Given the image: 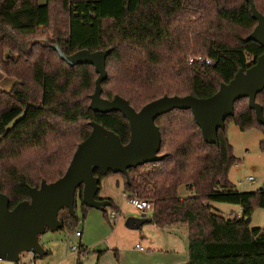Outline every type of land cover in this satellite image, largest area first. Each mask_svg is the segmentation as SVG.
<instances>
[{
	"label": "trees",
	"instance_id": "obj_1",
	"mask_svg": "<svg viewBox=\"0 0 264 264\" xmlns=\"http://www.w3.org/2000/svg\"><path fill=\"white\" fill-rule=\"evenodd\" d=\"M256 25L247 0H0V70L16 79L11 90L0 89V190L10 209L30 200V188L66 173L91 122L115 132L123 144L130 140L121 112L90 108L94 66L68 65L55 45L66 55L112 49L102 97L119 95L139 111L165 95H214L264 53L261 44L245 40ZM257 102L264 108V90ZM230 121L242 131H264L248 98L236 101L218 144L205 141L191 110L163 114L155 121L163 158L130 168L129 182L121 174L129 195L152 203L153 224L187 227L188 264H264V227L251 226L254 207L264 209V188L241 192L230 180L236 162ZM94 174L101 186L114 173ZM182 186L189 195H180ZM82 193L81 186L77 198L86 210ZM211 202L237 204L242 214L224 216ZM59 219V230L78 222L66 207ZM79 248L76 264H84L88 251Z\"/></svg>",
	"mask_w": 264,
	"mask_h": 264
},
{
	"label": "water",
	"instance_id": "obj_2",
	"mask_svg": "<svg viewBox=\"0 0 264 264\" xmlns=\"http://www.w3.org/2000/svg\"><path fill=\"white\" fill-rule=\"evenodd\" d=\"M257 25L245 39L264 47V14L256 8L254 0H247ZM54 48L70 66L89 64L94 66L98 78L95 92L91 95L90 108L99 113L121 112L129 122L130 140L123 144L119 135L97 122H91L92 131L81 142L66 173L52 183L42 181L39 188H30V200L18 203L10 209L9 197L0 190V261L19 263L22 253L45 256L40 236L50 229L57 231L63 224L59 211L66 207L76 216L77 192L83 187V203L88 208L105 211L111 205L108 199H98L100 179L96 169L106 175L109 172L123 174L129 182L130 168L163 158L159 155L162 144L156 119L175 109L191 110L209 144L219 143V130L225 129L226 120L235 114V103L248 98L249 108L255 111L259 124L264 125V108L257 96L264 90V53L247 70L240 69L229 83H221L212 96L198 98L194 95L163 96L137 111L126 99L116 95L113 99L102 97V82L107 78V58L112 49L80 50L66 55L59 45ZM152 218L130 216L126 226L137 229Z\"/></svg>",
	"mask_w": 264,
	"mask_h": 264
},
{
	"label": "rangeland",
	"instance_id": "obj_3",
	"mask_svg": "<svg viewBox=\"0 0 264 264\" xmlns=\"http://www.w3.org/2000/svg\"><path fill=\"white\" fill-rule=\"evenodd\" d=\"M38 1L45 4L48 0ZM256 3L264 9V0H256ZM190 59L192 57L189 58V63ZM5 85L6 83L0 81V89ZM226 130L236 157V162L229 171L230 180L241 192H254L264 188V150L261 148L264 131L255 127L242 131L234 121L228 123ZM250 177L254 180L250 181ZM114 178L120 181L125 179L121 174L104 177L98 193L99 197L107 196L112 200L113 205L106 208L107 212L95 208L83 210L81 203H78L76 210L78 222L75 225L42 235L41 241L50 253L45 257L36 258L35 264H75L80 242L88 251L82 257L84 264H188L186 243L184 247L179 243L176 252L170 253L151 251L148 247L145 252L136 249V244L147 246L141 240L142 233L149 236L151 234V237L155 238L154 227L148 224L141 230H133L125 225L126 219L130 216L146 215L129 203L128 198L124 196L125 186L122 182L118 186ZM211 205L227 217L238 212L240 208L237 204L223 202H211ZM112 211L118 213L116 220L111 218ZM251 226L264 227V209L258 205L254 207ZM77 231L83 233L81 238L76 236ZM178 233L181 235L180 231ZM73 246L78 248L77 252H73ZM21 258L22 263H25L29 261L30 255L22 253ZM1 264L11 263L1 261Z\"/></svg>",
	"mask_w": 264,
	"mask_h": 264
},
{
	"label": "crops",
	"instance_id": "obj_4",
	"mask_svg": "<svg viewBox=\"0 0 264 264\" xmlns=\"http://www.w3.org/2000/svg\"><path fill=\"white\" fill-rule=\"evenodd\" d=\"M2 73L3 72L0 70V81L6 83V85L2 89L6 90V91H9V90L12 89L13 85L15 84L16 79H14L12 77H9V76H6L4 73H3L4 76H2L3 75ZM114 180H115V182L117 183L118 186H119V184L121 182H122V185L125 186V179H124V181H120L118 178H114ZM100 189H101V186H100ZM185 191H186V189L184 188V186L180 187L179 193H180L181 196L189 195L188 192H185ZM127 195H128V192H125L124 196L127 197ZM100 198L101 199H108V200L111 199V198H109L107 196H100ZM78 203H81V202L78 201ZM140 212H145V213H142V214L146 215L144 218H151L152 211L151 212H149V211H140ZM241 214H242V208L240 207L239 211L235 212L232 215L241 216ZM135 217H139V216H135ZM126 221H127V219H126ZM126 221H125V225H126ZM148 224L153 225L154 233L156 234V236H155V238L154 237L152 238L151 234H150V231L148 232L150 234V236L147 235L146 233H142L140 235L141 236V240L147 246L144 247V246H142L140 244H136L135 247H136L137 250H139L141 252H145L146 250H148L147 249V247H148L149 250H151V251H160V252H169L170 253V252H176V250L178 249L179 243L183 244V247H184V245L186 243L187 252H188V229H187V227L185 225H176V226H170V227H159V226L153 224L152 221H151V222H146V223L142 224V226L140 228H137V229L130 228V229L141 230L142 228L145 227V225H148ZM179 231H180L181 235H179V233H178ZM47 232H49V231H47ZM47 232H45V233H47ZM52 232H55V231H52ZM45 233H43L42 235H44ZM42 235L40 236V242H41L44 250L46 251V255L45 256H47L50 253V251L44 246V243H42V241H41ZM76 236L81 238L83 236V233H81L80 236H78V235H76ZM80 244H82V242H80ZM83 246L87 249V247L85 245H83ZM138 246L139 247H143V249L138 248ZM45 256H39V257H45ZM30 259H31V256H30ZM30 259H28V260L30 261ZM34 259L36 260V255H35ZM35 260H34V264H35ZM8 263H10V262H8ZM0 264H1V261H0Z\"/></svg>",
	"mask_w": 264,
	"mask_h": 264
},
{
	"label": "built area",
	"instance_id": "obj_5",
	"mask_svg": "<svg viewBox=\"0 0 264 264\" xmlns=\"http://www.w3.org/2000/svg\"><path fill=\"white\" fill-rule=\"evenodd\" d=\"M193 62H194V58L190 59V63H193ZM208 62H210V61H208ZM249 180L253 181L254 179L252 177H250ZM127 197H128L129 203L135 209L140 210V211H149V212H151L153 210V205L149 200L142 199V198L138 197L137 195H129L128 194ZM117 217H118V213L116 211H112L111 218L113 220H115ZM76 235L80 236L81 232L77 231ZM138 248L143 249V247H139V246H138ZM72 250L74 252H77L78 248L76 246H73ZM28 254L31 256L30 261L22 263V258H20V261H19L20 264H34L35 254L34 253H28Z\"/></svg>",
	"mask_w": 264,
	"mask_h": 264
}]
</instances>
